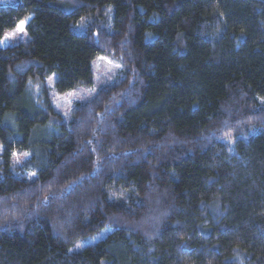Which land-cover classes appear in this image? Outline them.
Returning a JSON list of instances; mask_svg holds the SVG:
<instances>
[{"label": "trees", "instance_id": "obj_1", "mask_svg": "<svg viewBox=\"0 0 264 264\" xmlns=\"http://www.w3.org/2000/svg\"><path fill=\"white\" fill-rule=\"evenodd\" d=\"M26 18L0 49V264H264V0H17L0 40Z\"/></svg>", "mask_w": 264, "mask_h": 264}, {"label": "rangeland", "instance_id": "obj_2", "mask_svg": "<svg viewBox=\"0 0 264 264\" xmlns=\"http://www.w3.org/2000/svg\"><path fill=\"white\" fill-rule=\"evenodd\" d=\"M16 3H17V0H0V6H15ZM28 20L29 18H26L20 21L13 29L6 31L3 34L0 40V49L18 46L20 44L27 42L28 36L25 30V26ZM21 27L23 28V31L19 30ZM120 69H121V66L119 65V63L115 61L114 59H112L111 57L101 56V57L96 58L92 62L94 83L97 84L101 80L110 79L112 76L116 75L118 70ZM94 91L90 93L93 94ZM82 98H83V93L81 91H72L70 93H66L62 95L53 94V99H54L53 101L55 103V106L61 113L68 112L73 106V104L76 101L81 100ZM22 159L23 158H21L18 155H15L14 157V161L17 164L21 162ZM109 232H110V229L101 230L100 232L96 233L92 237H89L83 241H80L76 245L74 250H79L86 246H90V245L97 243L98 241L104 239Z\"/></svg>", "mask_w": 264, "mask_h": 264}, {"label": "snow or ice", "instance_id": "obj_3", "mask_svg": "<svg viewBox=\"0 0 264 264\" xmlns=\"http://www.w3.org/2000/svg\"><path fill=\"white\" fill-rule=\"evenodd\" d=\"M19 30H20V31H23V28L21 27Z\"/></svg>", "mask_w": 264, "mask_h": 264}]
</instances>
